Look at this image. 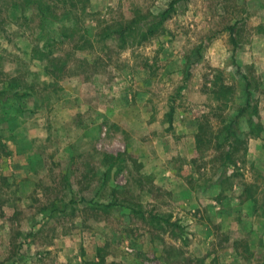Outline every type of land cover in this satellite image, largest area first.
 Returning <instances> with one entry per match:
<instances>
[{
	"label": "rangeland",
	"instance_id": "rangeland-1",
	"mask_svg": "<svg viewBox=\"0 0 264 264\" xmlns=\"http://www.w3.org/2000/svg\"><path fill=\"white\" fill-rule=\"evenodd\" d=\"M170 1L0 0V264H264V0Z\"/></svg>",
	"mask_w": 264,
	"mask_h": 264
},
{
	"label": "trees",
	"instance_id": "trees-1",
	"mask_svg": "<svg viewBox=\"0 0 264 264\" xmlns=\"http://www.w3.org/2000/svg\"><path fill=\"white\" fill-rule=\"evenodd\" d=\"M22 4L25 8H31L33 6H39L37 3L38 0H21ZM180 0H171L168 4V6L160 11L159 13L153 14L143 25L146 28V31L143 35V37H146L147 34L152 35V33L156 32L157 28L167 19H169L172 15V13L175 11V5ZM48 6L44 7V9L40 10L41 13V19L44 20L47 18L46 11H48ZM230 30L233 29L232 26L229 27ZM131 30V25H125L122 27H119L117 29H114L110 32V36L123 40L125 37V34ZM232 33V31H230ZM250 86L249 83L246 84V87L248 88ZM28 95V92H24L19 90L14 83H10L4 88L0 89V100H6L9 98L17 99L19 97H23ZM249 107L251 108L249 101L247 100L244 104H242L238 110L231 116V118L226 122L223 132H224V140L229 143V148L232 146V139H239L237 137V134L239 132L238 128V121L241 118H245L249 123L251 122L250 119V112ZM205 124L199 125L198 133L200 134L201 130L203 129ZM229 152L226 153L225 157L228 158ZM109 205V204H108ZM105 205V206H108ZM165 221H167L165 219Z\"/></svg>",
	"mask_w": 264,
	"mask_h": 264
},
{
	"label": "crops",
	"instance_id": "crops-1",
	"mask_svg": "<svg viewBox=\"0 0 264 264\" xmlns=\"http://www.w3.org/2000/svg\"><path fill=\"white\" fill-rule=\"evenodd\" d=\"M241 51H242V48H241Z\"/></svg>",
	"mask_w": 264,
	"mask_h": 264
}]
</instances>
